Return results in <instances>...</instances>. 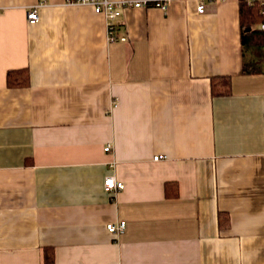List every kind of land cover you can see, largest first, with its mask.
Returning a JSON list of instances; mask_svg holds the SVG:
<instances>
[{
	"label": "crops",
	"instance_id": "crops-1",
	"mask_svg": "<svg viewBox=\"0 0 264 264\" xmlns=\"http://www.w3.org/2000/svg\"><path fill=\"white\" fill-rule=\"evenodd\" d=\"M67 1L0 0V264H264V46L241 44V0L126 7L115 42Z\"/></svg>",
	"mask_w": 264,
	"mask_h": 264
},
{
	"label": "built area",
	"instance_id": "built-area-1",
	"mask_svg": "<svg viewBox=\"0 0 264 264\" xmlns=\"http://www.w3.org/2000/svg\"><path fill=\"white\" fill-rule=\"evenodd\" d=\"M174 0H68L67 5L71 6H89L91 7L96 14H101L106 18L107 30H108V41L115 42L118 40L127 41L126 37H119L117 31V18L119 16L120 10L123 8L133 7V8H143L150 6H158L163 10H167L171 3ZM189 1V0H181ZM264 2V0H263ZM45 3L41 2L28 11L27 18L29 22H38L39 21V9L43 7ZM197 11L200 14L206 12V7L203 0H199ZM260 29L264 30V23L259 26ZM110 147L107 146L105 151H109ZM162 159V155L156 156L155 160ZM105 188L112 194H115L116 191L122 190L124 184L117 181L114 176H109L104 183ZM126 221H121L117 224H108L107 230L115 235H119L125 232L126 230Z\"/></svg>",
	"mask_w": 264,
	"mask_h": 264
},
{
	"label": "trees",
	"instance_id": "trees-1",
	"mask_svg": "<svg viewBox=\"0 0 264 264\" xmlns=\"http://www.w3.org/2000/svg\"><path fill=\"white\" fill-rule=\"evenodd\" d=\"M264 23V2L263 0L240 2V24L242 30L243 45L264 46V30L258 28ZM18 71H9L7 75V83L9 86H22L28 83L27 71H22V76L14 77ZM169 193V185L167 186ZM47 262L52 263V258L47 256Z\"/></svg>",
	"mask_w": 264,
	"mask_h": 264
},
{
	"label": "rangeland",
	"instance_id": "rangeland-1",
	"mask_svg": "<svg viewBox=\"0 0 264 264\" xmlns=\"http://www.w3.org/2000/svg\"><path fill=\"white\" fill-rule=\"evenodd\" d=\"M246 1H249V2H251V1H254V0H246Z\"/></svg>",
	"mask_w": 264,
	"mask_h": 264
}]
</instances>
